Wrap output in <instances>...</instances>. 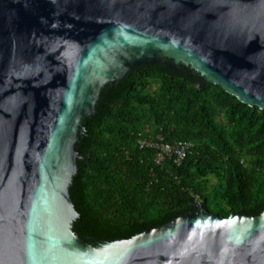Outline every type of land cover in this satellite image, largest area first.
<instances>
[{
    "label": "water",
    "instance_id": "95a60500",
    "mask_svg": "<svg viewBox=\"0 0 264 264\" xmlns=\"http://www.w3.org/2000/svg\"><path fill=\"white\" fill-rule=\"evenodd\" d=\"M145 65L264 110V0H0V264H264V210L194 203L112 242L72 230L84 120Z\"/></svg>",
    "mask_w": 264,
    "mask_h": 264
},
{
    "label": "trees",
    "instance_id": "16d2710c",
    "mask_svg": "<svg viewBox=\"0 0 264 264\" xmlns=\"http://www.w3.org/2000/svg\"><path fill=\"white\" fill-rule=\"evenodd\" d=\"M77 172L69 187L78 218L72 230L88 243L129 239L186 214L211 190L225 210H264V110L249 107L186 67L174 73L145 65L104 89L83 123ZM140 136L190 142L181 165L140 149ZM92 238V239H90Z\"/></svg>",
    "mask_w": 264,
    "mask_h": 264
},
{
    "label": "built area",
    "instance_id": "2783aa9c",
    "mask_svg": "<svg viewBox=\"0 0 264 264\" xmlns=\"http://www.w3.org/2000/svg\"><path fill=\"white\" fill-rule=\"evenodd\" d=\"M137 145L140 149H153L155 151L154 161L157 165L161 164L165 159H168L176 166L182 164L193 147L190 142L181 140L174 143H166L160 135L154 137H143L139 135ZM194 203L201 204L198 196H194Z\"/></svg>",
    "mask_w": 264,
    "mask_h": 264
},
{
    "label": "rangeland",
    "instance_id": "374dc122",
    "mask_svg": "<svg viewBox=\"0 0 264 264\" xmlns=\"http://www.w3.org/2000/svg\"><path fill=\"white\" fill-rule=\"evenodd\" d=\"M205 207L211 213H214L218 208L225 210V206L219 200L217 191H215L214 189H212L210 194L206 197Z\"/></svg>",
    "mask_w": 264,
    "mask_h": 264
},
{
    "label": "flooded vegetation",
    "instance_id": "af4514ba",
    "mask_svg": "<svg viewBox=\"0 0 264 264\" xmlns=\"http://www.w3.org/2000/svg\"><path fill=\"white\" fill-rule=\"evenodd\" d=\"M182 67H184V66H182ZM187 68V67H186Z\"/></svg>",
    "mask_w": 264,
    "mask_h": 264
}]
</instances>
